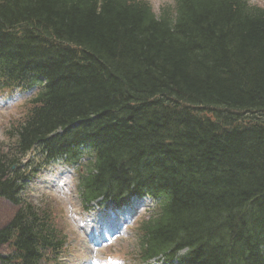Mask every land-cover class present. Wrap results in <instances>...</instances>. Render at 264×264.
Returning a JSON list of instances; mask_svg holds the SVG:
<instances>
[{"label": "trees", "instance_id": "obj_1", "mask_svg": "<svg viewBox=\"0 0 264 264\" xmlns=\"http://www.w3.org/2000/svg\"><path fill=\"white\" fill-rule=\"evenodd\" d=\"M0 13L8 19L31 15L44 41L68 39L81 48L74 56L67 49L54 51L56 57L45 62V79L59 93L46 86L10 125L15 144L0 152V178L34 138L94 115L98 121L58 137L86 148L102 140L115 154L108 157L116 172L112 185L127 186L140 171L136 190L155 189L151 171L137 156L146 151L162 162L154 165L165 174L161 182L175 186L178 204L141 226L146 251L161 248L158 243L170 237L197 248L190 264H264V11L250 9L244 0H177L173 16L165 10L154 18L128 0H6ZM1 37L0 43L10 42ZM16 48L17 53L1 47L0 83L31 86L29 78L21 79L28 48ZM116 61L126 64L116 68ZM102 64L109 73L105 81L88 74ZM130 98H138L135 107H129ZM193 105L231 114L233 123H201L191 116ZM116 109L121 110L112 114ZM179 113L189 119H177ZM149 119L184 122L177 127L187 137L174 127L164 132L172 145L156 132L152 149L137 150ZM11 183L0 181V196L13 197ZM61 230L33 207L18 208L0 222V244L12 249L0 264H44L42 254L48 245L53 251L59 247ZM52 234L56 239L47 242Z\"/></svg>", "mask_w": 264, "mask_h": 264}, {"label": "rangeland", "instance_id": "obj_2", "mask_svg": "<svg viewBox=\"0 0 264 264\" xmlns=\"http://www.w3.org/2000/svg\"><path fill=\"white\" fill-rule=\"evenodd\" d=\"M150 1L154 9H156L161 2L165 0ZM261 1L264 2V0ZM17 99H21L19 95L11 96L10 101H6L5 98L0 97V146L3 144L5 145L7 142L5 134H3L6 116L14 118L18 114V106L16 107ZM3 138H5V141L1 143ZM59 179H61L59 170H49L45 172L33 184L31 197L34 202L39 203L50 194L60 203V209L62 210L64 221L67 224L68 243L73 245L72 254L80 256V259L83 257L89 259L95 254L98 256H121L123 250L129 248L133 242L131 238L132 234L129 232L128 228L124 227L122 233H117L115 238L109 239V236L103 234V230L99 227L98 223L92 220V213L90 212L88 215L84 214L79 209L78 203L74 202L75 199L69 198L68 192H65L63 188L57 184ZM3 214L4 208L0 207V216ZM107 223L109 228H119V226L123 224L126 225L122 220L116 222L111 219ZM102 240H105L103 242H107V244H104L107 246L103 249H97L103 243ZM92 242H97L96 246H94ZM83 249L86 250V252ZM3 252L4 246H0V253L2 254ZM72 261H75L74 258H72Z\"/></svg>", "mask_w": 264, "mask_h": 264}, {"label": "bare ground", "instance_id": "obj_3", "mask_svg": "<svg viewBox=\"0 0 264 264\" xmlns=\"http://www.w3.org/2000/svg\"><path fill=\"white\" fill-rule=\"evenodd\" d=\"M54 37H56V36H54ZM59 50H60V47L52 46L48 51L53 52V51H59ZM0 53H1V48H0ZM79 55L80 56L83 55V57L80 58V61L82 63H85V60H86L85 52L81 51V53H79ZM88 74H90V76L92 75L95 79L98 78V80L105 81L108 79L107 75L109 73H108L107 69L105 70V69L99 67V68H96L95 70H89ZM136 80H137V77L133 78V82H137ZM111 81L113 83L117 84V77L115 75H113V79H111ZM53 90H55V89L52 88V91ZM54 93L58 94L59 92H58V90H55ZM116 112H119V109L113 110V112H111V113L114 114ZM106 114H107V111L106 112L103 111V115H106ZM185 117L189 119V117L184 113H179L177 115V119H179L181 121H183V119ZM95 120H97V119L95 118L94 121ZM175 122H179V121H175ZM188 122H190V121H188ZM189 125H190V123H189ZM147 128L148 129L145 132L146 135H144L142 138L138 139L139 142L137 143V150H145L147 148L152 149L151 145L158 142L157 140L153 139L154 134L156 132L160 133V134H158V137L160 138L162 136V133H164L168 129V124L162 120H153V122H149L147 124ZM42 136L43 135H39L36 138L43 140L46 144H48L52 147H55V148H58V149H61L62 151H64L67 154L66 160L74 159L75 157H77L79 154H81L82 152H84L86 150L85 146H83V145L75 146L73 144L66 143L60 137L51 136V137L47 138L46 135L43 137ZM101 141L102 140L99 139L98 143H96V146H98L100 148L101 156H102V160H101L100 165H99L98 173L100 174L99 180H104V179L109 178V177H116V172L114 169H111L110 166L108 165V157L110 154H113V153H110V151L108 149L104 148L105 145ZM148 151L150 152L149 149H148ZM190 154L193 155L192 153H190ZM151 155L152 154L148 155V153H146V151H144L142 153V155L137 154V156H139V158H142L143 161L147 160V159H150L153 162L159 161L157 157H155L153 155L151 156ZM113 157L115 158V154H113ZM55 160H56V156L54 154H47L45 156V162H47V163H52ZM141 163H142V161H141ZM159 163H162V162L160 161ZM24 184H25V180L17 179L10 184V188L16 189L20 186H23ZM178 201L179 200L174 199L175 204H178ZM171 242H172V239H163L158 243V245L160 247H168Z\"/></svg>", "mask_w": 264, "mask_h": 264}]
</instances>
